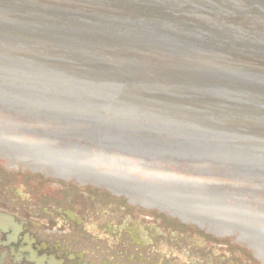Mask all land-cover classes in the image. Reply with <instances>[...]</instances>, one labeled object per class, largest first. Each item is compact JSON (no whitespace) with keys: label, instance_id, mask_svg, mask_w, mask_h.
Segmentation results:
<instances>
[{"label":"water","instance_id":"obj_1","mask_svg":"<svg viewBox=\"0 0 264 264\" xmlns=\"http://www.w3.org/2000/svg\"><path fill=\"white\" fill-rule=\"evenodd\" d=\"M0 162L264 260V0H0Z\"/></svg>","mask_w":264,"mask_h":264},{"label":"flooded vegetation","instance_id":"obj_2","mask_svg":"<svg viewBox=\"0 0 264 264\" xmlns=\"http://www.w3.org/2000/svg\"><path fill=\"white\" fill-rule=\"evenodd\" d=\"M95 199L58 189L30 196L0 188V264H264L256 255L234 259L224 250L231 242L217 236L175 234L170 222L137 218L135 210L121 218L103 210L102 218Z\"/></svg>","mask_w":264,"mask_h":264},{"label":"rangeland","instance_id":"obj_3","mask_svg":"<svg viewBox=\"0 0 264 264\" xmlns=\"http://www.w3.org/2000/svg\"><path fill=\"white\" fill-rule=\"evenodd\" d=\"M0 188H6V191L9 194H12L15 191L18 192L22 191L24 193L29 194L30 196H33V194L36 195V194L52 192L53 189H58L60 191L79 192L80 194H82V196L88 194L89 196H93L96 198L95 199L96 201L93 203H95V207L99 208L100 217L102 218L105 217L104 216L105 213L103 212V210H106L107 212H111V211L116 212V215H118L120 218L124 216L123 214H129L130 212H133L135 210L136 216L138 215L137 218L145 217V218H150V220L152 218H153L152 220L163 219L166 220L167 222H170L172 226L170 231H174L175 234L192 236L196 240H198L197 237L199 236H208V237L217 236L203 230L202 228L196 225H193L186 221L184 222L178 218L162 213L156 209L144 208L140 206L139 203L131 202L129 198L121 194L104 190L102 188L88 184L78 183L75 181L61 179L38 172H32V171L15 168L1 162H0ZM107 203L112 204V208H107L106 205ZM122 206L123 207L125 206L126 211L128 212L121 213L118 209L119 207ZM117 211L119 212L117 213ZM216 238L224 239L225 243L226 244L228 243V245L231 242L232 249L228 247L225 248L224 250L226 252L230 251L234 259L243 260V259L252 258L253 254H251V252L248 249H246L244 246L239 245L221 236H217ZM205 240L207 241L206 238ZM214 248L216 250L218 249L222 250V248H218L216 245L214 246Z\"/></svg>","mask_w":264,"mask_h":264},{"label":"bare ground","instance_id":"obj_4","mask_svg":"<svg viewBox=\"0 0 264 264\" xmlns=\"http://www.w3.org/2000/svg\"><path fill=\"white\" fill-rule=\"evenodd\" d=\"M130 200H131V199H130ZM131 202H135V201H132V200H131ZM136 203H137V202H136Z\"/></svg>","mask_w":264,"mask_h":264}]
</instances>
